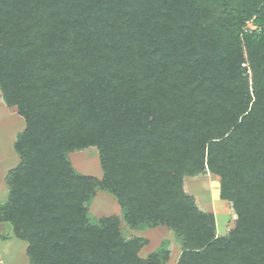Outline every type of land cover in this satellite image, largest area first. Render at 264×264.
Instances as JSON below:
<instances>
[{
    "label": "trees",
    "instance_id": "16d2710c",
    "mask_svg": "<svg viewBox=\"0 0 264 264\" xmlns=\"http://www.w3.org/2000/svg\"><path fill=\"white\" fill-rule=\"evenodd\" d=\"M187 0H0V92L25 119L0 216L30 264H160L137 256L114 220L86 211L94 180L67 155L97 150L131 229L164 225L176 264H264V4L261 31L201 50ZM198 29V28H197ZM205 167L235 214L216 236L182 189Z\"/></svg>",
    "mask_w": 264,
    "mask_h": 264
},
{
    "label": "rangeland",
    "instance_id": "374dc122",
    "mask_svg": "<svg viewBox=\"0 0 264 264\" xmlns=\"http://www.w3.org/2000/svg\"><path fill=\"white\" fill-rule=\"evenodd\" d=\"M192 7L202 10V19L197 23L196 39L201 50L212 52L218 45L233 44L237 36L241 77L251 85V72L245 36L254 37L261 31L256 23V13L264 0H187ZM25 119L14 108L3 102L0 92V207L7 201V174L19 163L15 143L24 131ZM72 171L94 180L93 196L86 204L90 222L104 226L106 220H114L124 241L137 240V256L146 260L156 254L160 264H176L181 254L178 239L164 225L131 229L123 219L117 198L103 182L99 155L95 148L76 150L67 155ZM183 192L190 196L200 211L211 214L214 219L215 235L227 236L233 227L235 214L231 204L221 195L219 178L207 167L194 176H185ZM2 216V215H1ZM0 216V264H30L26 253L27 242L17 237L11 224Z\"/></svg>",
    "mask_w": 264,
    "mask_h": 264
}]
</instances>
